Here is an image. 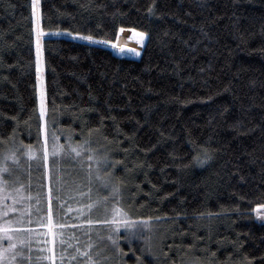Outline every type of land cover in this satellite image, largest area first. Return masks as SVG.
<instances>
[{"label": "trees", "instance_id": "16d2710c", "mask_svg": "<svg viewBox=\"0 0 264 264\" xmlns=\"http://www.w3.org/2000/svg\"><path fill=\"white\" fill-rule=\"evenodd\" d=\"M37 10L42 72L33 0H0V159L20 150L5 188L33 197L17 207L30 203L31 227L42 232L36 209L44 215L49 168L53 197L61 185L52 158L37 151L30 160L22 145L39 149L47 133L51 151L56 132L65 147L69 136L89 140L115 165L101 164L98 179L95 161H60L64 264H85L77 210L89 200L78 193L107 196L105 180L122 182L132 218L154 219L143 241L121 232L124 255L95 226L98 264H264L254 211L264 204V0H38ZM132 30L147 33L143 45ZM206 154L204 164L194 159ZM38 255L34 243L32 264H46Z\"/></svg>", "mask_w": 264, "mask_h": 264}, {"label": "snow or ice", "instance_id": "6c2138e0", "mask_svg": "<svg viewBox=\"0 0 264 264\" xmlns=\"http://www.w3.org/2000/svg\"><path fill=\"white\" fill-rule=\"evenodd\" d=\"M38 0H33V10L34 14L37 17V66L38 70L41 64V45L40 37L45 35L44 31L39 28V13L37 11ZM152 11V9H149ZM123 31V29H121ZM136 36L139 37L138 42L143 45L144 38L147 36V33L140 32L135 33V30H132ZM79 38L89 41H94L93 36H80L76 34ZM104 43H109L104 41ZM130 51L135 52L136 55H140L135 49ZM43 101L41 103V113H43ZM91 130H89V135ZM51 151H49V142L48 135L45 134V139L43 144L39 149H34L32 145H22L24 149L22 155L27 156L30 160L36 157L37 151H39L42 159L48 161L49 157L52 158V164L57 168L56 182L58 185H61L56 189L57 195L53 197V189L51 187L52 180V170L49 168L48 179L49 186L47 188V193L45 196V209L44 215L40 216V209L37 208V219L35 221L36 225L45 229L46 231H37L31 225L33 224L32 220V205L26 204L22 208H18L17 204L22 201H31L33 197L31 195L11 196L12 203L8 204L7 200L9 196H0V264H3L5 256L9 257L10 264H32L33 257L31 256L33 244L35 243L38 247L40 255L35 259L37 261L46 262V264H64L65 259V244L67 241V234L65 232L66 224L64 223V199L60 192L63 191L62 187V177L59 175V163L62 159L66 157H83L87 162L95 161L97 178L99 177L100 165L103 164L105 167H115V165H109L106 155L97 156L96 150L90 147V141L85 139L78 143H73L72 137H68L67 147L59 143V136L56 132L51 134ZM20 150L10 152L8 156L0 159V190H6V186L9 181L3 179L5 173H10V168L8 166V160L10 159L13 163H19V157L17 152ZM207 153V150H205ZM86 154V155H85ZM196 161L200 164L206 163L208 159H211L207 154L204 159H200L199 156L195 157ZM87 180L91 183L92 179V164L87 163ZM110 175V174H109ZM122 182L118 181L112 183L111 180L104 181V187L109 191L107 196H99L97 199L93 200L91 197V188H89L88 193L79 192L80 196H87L89 202L84 204L81 208L77 210V216L82 217V223L78 225L80 231L88 236L89 239L83 251L80 250L79 246L76 248V253L80 256L86 258L85 264H98L96 259L90 254V250L93 247V242L90 238V233L93 228L97 225L104 226L107 232L106 239L110 241L111 245L115 247L117 251L124 255L123 249L120 247L121 232L123 231L124 239L131 244L136 240H145L146 232L152 231V220L153 217L147 218H132L130 213L121 206V187ZM43 187V185H41ZM16 192L19 194L20 189H17ZM11 195V194H10ZM53 199L56 200L57 210L59 213V219L54 220L53 214ZM36 205L40 204V193L38 192L35 197ZM71 211V208L68 209ZM257 214V218L264 220V204L257 205L254 209ZM15 214L13 217L9 218V214ZM95 214V215H94ZM155 220L159 221L160 217H156ZM56 244L60 245V252L57 255L54 250ZM70 246V245H69ZM191 247V246H190ZM148 254L151 255V247L148 248ZM214 255V253H213ZM75 257H73L74 259ZM138 264H142L137 258Z\"/></svg>", "mask_w": 264, "mask_h": 264}, {"label": "rangeland", "instance_id": "374dc122", "mask_svg": "<svg viewBox=\"0 0 264 264\" xmlns=\"http://www.w3.org/2000/svg\"><path fill=\"white\" fill-rule=\"evenodd\" d=\"M45 131V128H44ZM45 139V136H44ZM5 187V186H4ZM7 191L4 190H0V196H9V200L12 201L11 196H17V198L19 199V196H23L22 191L19 192V194L16 192V188L10 186L8 189H6ZM11 194V195H10ZM3 264H10L9 262V257L5 256Z\"/></svg>", "mask_w": 264, "mask_h": 264}, {"label": "water", "instance_id": "95a60500", "mask_svg": "<svg viewBox=\"0 0 264 264\" xmlns=\"http://www.w3.org/2000/svg\"><path fill=\"white\" fill-rule=\"evenodd\" d=\"M38 11V10H37ZM39 15H40V12L38 11ZM40 72H42V69L40 68ZM41 77V76H40ZM42 79V78H41Z\"/></svg>", "mask_w": 264, "mask_h": 264}]
</instances>
